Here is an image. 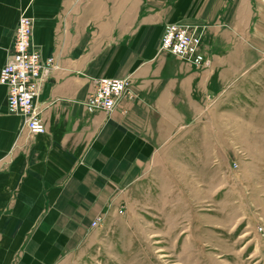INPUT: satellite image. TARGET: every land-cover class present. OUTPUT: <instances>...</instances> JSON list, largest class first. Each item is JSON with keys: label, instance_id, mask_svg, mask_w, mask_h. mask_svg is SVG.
<instances>
[{"label": "crops", "instance_id": "obj_1", "mask_svg": "<svg viewBox=\"0 0 264 264\" xmlns=\"http://www.w3.org/2000/svg\"><path fill=\"white\" fill-rule=\"evenodd\" d=\"M22 14L57 67L35 99L43 133L8 112L0 84V264H68L93 221L236 80L227 53L264 48V0H0V71ZM174 22L201 36L207 66L159 50ZM104 76L129 78L134 99L90 110Z\"/></svg>", "mask_w": 264, "mask_h": 264}, {"label": "rangeland", "instance_id": "obj_2", "mask_svg": "<svg viewBox=\"0 0 264 264\" xmlns=\"http://www.w3.org/2000/svg\"><path fill=\"white\" fill-rule=\"evenodd\" d=\"M227 54L236 80L203 101L68 264H264V48Z\"/></svg>", "mask_w": 264, "mask_h": 264}, {"label": "built area", "instance_id": "obj_3", "mask_svg": "<svg viewBox=\"0 0 264 264\" xmlns=\"http://www.w3.org/2000/svg\"><path fill=\"white\" fill-rule=\"evenodd\" d=\"M13 49L0 71V84L6 86L7 108L11 114L23 117L28 130L33 134L43 133L46 126L35 107V99L44 75L57 67L53 57L43 58L40 51L32 45L33 19L22 14L16 25ZM159 50L177 56L197 66H207L210 59L204 54L201 36L178 23L165 24ZM129 78L100 77L95 91L85 100L90 110L112 112L126 97L134 99ZM98 225V220L92 226ZM260 230L263 227L259 228Z\"/></svg>", "mask_w": 264, "mask_h": 264}]
</instances>
